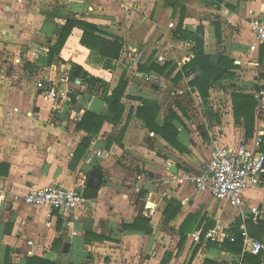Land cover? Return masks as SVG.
I'll list each match as a JSON object with an SVG mask.
<instances>
[{
    "label": "crops",
    "instance_id": "0c3cea01",
    "mask_svg": "<svg viewBox=\"0 0 264 264\" xmlns=\"http://www.w3.org/2000/svg\"><path fill=\"white\" fill-rule=\"evenodd\" d=\"M34 1L63 6L64 16L95 23L121 37V57L104 58L83 46L82 30L75 28L53 63L40 64L65 20L35 11ZM169 1L186 6L185 27L205 26L206 53H224L234 60V76L214 85L208 100L212 90L224 91L227 85L250 88L234 89L227 108L208 110L206 100L189 86L188 77L174 81L193 58V51L191 43L172 35L179 11L174 15L173 8L166 5ZM209 13L214 14L210 21ZM254 16H264V0H0V163L10 166L8 174H0V264H27L31 257L55 264H161L166 253L172 254L167 264H242L245 254H232L210 243L232 240L247 228V219L257 221L252 207H259L258 219H264V185L248 189L238 208L208 191H199L193 180L210 164L217 146L249 140L258 127L264 131V101L259 103L255 96L264 89V44L257 42L250 29ZM217 19L222 24L220 42ZM210 36L217 43L228 39V48L219 52L209 48ZM147 61L167 62L170 72L139 71V65ZM72 63L100 82L75 87L69 78ZM43 75L55 80L66 77L69 82L59 87L81 93L79 109L69 101L58 104L46 95L37 85ZM123 75L128 86L121 121L105 122L80 154L79 146L87 135L78 129L83 113L88 109L106 114L103 91L114 89ZM236 91L252 94L257 100L250 130L244 118L237 121L234 117L232 93ZM140 98L158 101L160 126L170 110L175 112L178 119L174 124L184 152L137 117ZM82 175L86 177L83 215L73 225L15 199L31 185L73 187ZM169 204L176 210L180 205V210L166 221ZM189 215L198 220L182 243L181 228ZM140 217L150 220L151 233L127 228ZM214 228L218 235L207 238L206 233Z\"/></svg>",
    "mask_w": 264,
    "mask_h": 264
},
{
    "label": "trees",
    "instance_id": "16d2710c",
    "mask_svg": "<svg viewBox=\"0 0 264 264\" xmlns=\"http://www.w3.org/2000/svg\"><path fill=\"white\" fill-rule=\"evenodd\" d=\"M223 2L224 0H218ZM174 10V15L179 11V20L177 27L173 30L172 35L175 39L192 44L193 58L186 63L177 73L174 81H180L184 77H188L189 86L197 90L200 96L207 100L210 97V89L220 83L221 81L234 76V60L224 53L217 55H211L206 53V28L203 24L196 26L194 29L185 27L186 6L179 1H169L166 3ZM52 10H45L44 13L52 18L64 19L61 31L59 33L56 43L49 49L48 54L40 58V64L51 65L56 56H58L67 39L72 34L75 28L82 30L80 42L83 46L90 50L97 52L104 58L119 59L124 52V41L121 37L109 34L105 29L95 23L86 21L74 16L65 17L63 15V6H56L51 8ZM216 38L218 42L222 38V24L219 19L216 23ZM26 64H31L26 62ZM170 68L169 63L160 65L158 62L147 61L144 64H140L138 69L142 72H156L159 74H167L166 72ZM170 72V70L168 71ZM71 81L80 79L82 85L91 86L93 83L100 82V78L92 75L89 71L84 69L81 65L72 63V68L69 73ZM128 86V80L126 75H123L118 85L114 89H105L103 91V100L108 104V112L106 114H97L88 109L83 113L78 129H81L87 133L82 143L79 146L78 151L80 154L85 152L89 147L91 140L98 136L105 122L118 124L123 116L125 104L123 98L125 97ZM81 93L77 90H71L69 93V103L76 105V109H79L78 97ZM142 104L137 107L136 115L141 119L147 128L162 136L171 146L184 152L186 148L178 141V129L174 122L178 119L173 110H170V114L165 118L164 124L160 126L157 123V118L160 114L161 107L158 101L153 99L140 98ZM232 103L234 117L237 121L244 118L247 123V129L250 130L254 121V113L257 106V100L252 94L236 91L232 93ZM123 135V134H122ZM110 139L107 147L111 145ZM10 166L6 163H0V174H8ZM180 206V205H179ZM174 209L169 204L165 213L167 215L166 221H170L176 216L180 208ZM198 220V216L189 215L182 224V236L181 242L183 243L186 238V233L191 232ZM193 221V222H192ZM192 222V223H191ZM191 223V224H190ZM242 224L241 221L238 222ZM246 229L251 236L257 238H264V219H257L253 221L252 218L246 220ZM130 230H145L147 233L152 232L150 227V220L145 217L135 219V221L127 226ZM208 228H205V233ZM91 231L87 230V235H91ZM180 242V244H181ZM210 246L218 247L222 250L230 252L232 254H241L243 249V236L242 233L234 235V239H225L222 243L211 242ZM264 251L260 254L246 253L242 260V264L254 263L261 264ZM172 254L166 253V256L162 260L161 264H167ZM27 264H55V262L48 259L31 257L28 259Z\"/></svg>",
    "mask_w": 264,
    "mask_h": 264
},
{
    "label": "built area",
    "instance_id": "2783aa9c",
    "mask_svg": "<svg viewBox=\"0 0 264 264\" xmlns=\"http://www.w3.org/2000/svg\"><path fill=\"white\" fill-rule=\"evenodd\" d=\"M250 29L259 44H264V16H254L250 20ZM62 76L52 79L43 75L37 82L51 99L58 104L69 101L71 88H60L59 85L68 83ZM75 87H82L80 79L72 81ZM256 98L261 103L264 101V89L256 93ZM264 131L258 127L256 133L249 140L237 143L219 145L214 150L210 164L194 178V184L199 191H208L214 198L225 201L234 207L241 208L245 201V192L257 186L264 185ZM85 175H82L73 187H65L54 183L47 185H31L23 194H16L24 203L45 209L49 216H57L66 225H73L82 219V207L85 201L82 189L85 186ZM3 198H6L4 193ZM257 220L261 211L259 207L250 209ZM73 234H77L74 230ZM218 229L214 228L206 233V237L214 239ZM242 253L260 254L264 251V241L252 237L246 229L242 231ZM199 237L195 236V240ZM33 244L32 241H29Z\"/></svg>",
    "mask_w": 264,
    "mask_h": 264
},
{
    "label": "rangeland",
    "instance_id": "374dc122",
    "mask_svg": "<svg viewBox=\"0 0 264 264\" xmlns=\"http://www.w3.org/2000/svg\"><path fill=\"white\" fill-rule=\"evenodd\" d=\"M31 2H32V0H31ZM34 4H35V6H34L35 11L51 10V8L57 6V4H47V3L35 2V1H34ZM195 4H197V3H195ZM195 4L193 6L197 7ZM192 11H193V8H192ZM70 16H71L70 14H67L65 17H70ZM206 16H207V18H209L208 20L210 21L213 19L214 14L209 13V14H206ZM209 21H207V22L209 23ZM209 39L211 41V42H209V45H208L209 48L212 49V47H216V52L221 51L224 47H225V49L228 48L229 41L226 38L224 39L223 43H217V41L212 36H210ZM225 89L226 90H224V91L218 90V89L212 90L211 91V93H212L211 98H210V100H208V99L206 100L207 104H206L205 108H207L208 110H211L214 107H216V108H227V103L229 101L228 99L230 98V93L234 89L244 90V89H250V88H248V86H245V85L242 86L240 84H234V85H227ZM222 104H224V107L221 106ZM200 107L202 108L203 106L200 105Z\"/></svg>",
    "mask_w": 264,
    "mask_h": 264
}]
</instances>
